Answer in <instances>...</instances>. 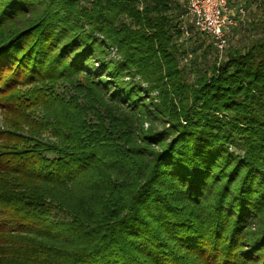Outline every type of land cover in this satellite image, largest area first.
<instances>
[{
    "label": "trees",
    "instance_id": "obj_1",
    "mask_svg": "<svg viewBox=\"0 0 264 264\" xmlns=\"http://www.w3.org/2000/svg\"><path fill=\"white\" fill-rule=\"evenodd\" d=\"M181 6L0 0V264H264V19Z\"/></svg>",
    "mask_w": 264,
    "mask_h": 264
},
{
    "label": "built area",
    "instance_id": "obj_2",
    "mask_svg": "<svg viewBox=\"0 0 264 264\" xmlns=\"http://www.w3.org/2000/svg\"><path fill=\"white\" fill-rule=\"evenodd\" d=\"M247 14L245 6L233 7L230 0H188L187 5V16L194 28L208 36L220 53L226 50L231 33L244 22Z\"/></svg>",
    "mask_w": 264,
    "mask_h": 264
},
{
    "label": "rangeland",
    "instance_id": "obj_3",
    "mask_svg": "<svg viewBox=\"0 0 264 264\" xmlns=\"http://www.w3.org/2000/svg\"><path fill=\"white\" fill-rule=\"evenodd\" d=\"M232 6H237V5H243L247 8L248 14L246 16V19L244 22H242L236 29L233 30L231 33V38L228 47L226 50L222 53L225 57L230 50H244L247 45L252 43L254 40H256L260 35L262 34V29H261V21H263V15L261 11V1L262 0H230ZM188 0H179V3H181V7L186 9ZM178 11V10H176ZM184 11V10H183ZM175 15V13H174ZM183 24L181 25H187V19L186 16L185 18H179ZM176 20V19H175ZM254 22V23H253ZM260 23V26L258 24ZM258 28H257V27ZM185 37H189V35L186 34ZM111 57H117L116 54V49L113 48L111 52ZM220 57V56H219ZM209 58L212 59L210 56ZM188 62L185 61V57H181V65H185ZM139 79V78H136ZM56 90L58 93H65L68 91V88L61 84L58 87H56ZM5 115L2 110H0V125L3 124L4 122ZM148 126V124H146Z\"/></svg>",
    "mask_w": 264,
    "mask_h": 264
}]
</instances>
